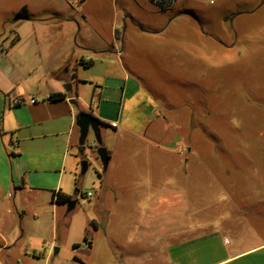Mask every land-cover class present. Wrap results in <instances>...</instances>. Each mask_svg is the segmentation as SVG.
<instances>
[{
    "label": "crops",
    "instance_id": "1",
    "mask_svg": "<svg viewBox=\"0 0 264 264\" xmlns=\"http://www.w3.org/2000/svg\"><path fill=\"white\" fill-rule=\"evenodd\" d=\"M210 1L175 0L161 11L152 0H19L8 11L6 21L23 6L31 17L18 21L24 33L0 23V255L10 252L6 259L0 256V264H11L15 246L24 264H49L52 250L62 249L54 246L57 221L62 211L71 213L81 204L79 198L87 201L88 239L74 242L77 256L68 264H264V193L246 185L229 196L240 200L216 221V205L205 207L203 195L189 190L190 174L206 172V165L193 152L187 115L175 119L159 110L129 72L137 68L127 48L138 36L168 42L176 31L183 51L191 16L199 14L195 5ZM84 85L93 86L90 98L81 96ZM52 92L67 96L51 99ZM19 97L25 102L15 103ZM80 111L105 123L107 168L94 136L84 150L87 170L94 169L91 195L73 190L78 173L84 174ZM223 150L240 165L235 152L247 147ZM244 156L252 163L263 159ZM218 167L227 172L221 163ZM53 190L72 195L73 208L53 200ZM46 193L42 210L36 201ZM29 199L36 219L50 213L44 226L33 228L25 218Z\"/></svg>",
    "mask_w": 264,
    "mask_h": 264
},
{
    "label": "rangeland",
    "instance_id": "2",
    "mask_svg": "<svg viewBox=\"0 0 264 264\" xmlns=\"http://www.w3.org/2000/svg\"><path fill=\"white\" fill-rule=\"evenodd\" d=\"M17 1L0 0V23L6 29L17 28L24 33L23 22L6 21L8 11L16 8ZM189 5L190 2H184V6ZM195 7L199 14L191 16L193 21L188 36L183 39V51L180 50L182 39L176 31L168 42H152L138 36L134 46L127 48L129 60L137 68L129 72L143 84L141 94L150 97L159 110L174 117L178 113L187 115L186 126L193 127L190 140L197 150L193 152H198L206 165V172L196 177L190 174L189 190L190 193L198 190L203 195L205 207L216 205L213 208L218 221L220 211L240 200L229 197L234 192L252 185L264 193V0H213L197 3ZM89 68L85 69L86 73H91ZM96 71L99 72L94 69L93 74ZM92 92L93 86L81 88L84 98H90ZM92 136L90 131L88 142ZM243 146L247 150H236L240 165H235L223 149ZM245 153L253 157L260 154L263 159L248 162ZM219 163L227 172L219 170ZM78 174L73 190L88 192L93 188L94 169L90 167L84 174ZM48 201L46 193L40 195L36 204L43 210ZM79 201L81 204L71 213L62 211L57 221L54 246L62 249L57 254L52 250L49 264L57 261L68 264L77 256L74 242H84L85 236L88 239V231H84L87 201L82 198ZM33 205L31 199L24 201L25 218L33 228L36 224L44 226L50 213L36 219ZM36 235L35 231L33 236ZM18 251L19 247L15 246L11 264H24ZM9 254L5 250L0 256L6 259ZM35 263L44 264L42 260Z\"/></svg>",
    "mask_w": 264,
    "mask_h": 264
},
{
    "label": "water",
    "instance_id": "3",
    "mask_svg": "<svg viewBox=\"0 0 264 264\" xmlns=\"http://www.w3.org/2000/svg\"><path fill=\"white\" fill-rule=\"evenodd\" d=\"M64 87L65 89L70 90L72 88V85L71 83H67L65 84ZM70 102L76 103L74 98H71ZM76 123L80 129L79 140H78L80 153L81 154L84 153L89 132L92 131L95 141L98 144V147H96V151L102 162L103 169L105 170L109 163V154L107 148L103 145V141H102L101 120L89 111H80L76 116ZM87 167H88V161L87 159L83 158L81 160L82 173L86 172ZM76 191H78V189H76ZM75 203H76V199H70L68 201L69 209L73 208Z\"/></svg>",
    "mask_w": 264,
    "mask_h": 264
},
{
    "label": "trees",
    "instance_id": "4",
    "mask_svg": "<svg viewBox=\"0 0 264 264\" xmlns=\"http://www.w3.org/2000/svg\"><path fill=\"white\" fill-rule=\"evenodd\" d=\"M152 1L158 6L159 10H161V11H166L175 2V0H152ZM30 17H31V14H30L28 8L26 6H23L17 12L14 13L10 22L17 21V20L24 19V18H30ZM16 40H17V35L12 37L11 43L16 42ZM92 62H93L92 59H90L87 62H85V64L87 66H89L92 64ZM66 96H67V94L65 92H52L49 97L51 99L56 100V99H64V98H66ZM101 122L104 123L103 121H101ZM97 147H98V145H97ZM71 198H72V195L64 193L60 190H58V191L53 190L52 199L57 201V202L66 203ZM84 240L85 241L87 240V236L84 237Z\"/></svg>",
    "mask_w": 264,
    "mask_h": 264
},
{
    "label": "built area",
    "instance_id": "5",
    "mask_svg": "<svg viewBox=\"0 0 264 264\" xmlns=\"http://www.w3.org/2000/svg\"><path fill=\"white\" fill-rule=\"evenodd\" d=\"M35 100H36V99H34V98H31V99H30L31 102H35ZM14 102H15V103H22V102H25V99H24V98H21V97H19V98H15V99H14ZM87 195H91V192H88Z\"/></svg>",
    "mask_w": 264,
    "mask_h": 264
},
{
    "label": "flooded vegetation",
    "instance_id": "6",
    "mask_svg": "<svg viewBox=\"0 0 264 264\" xmlns=\"http://www.w3.org/2000/svg\"><path fill=\"white\" fill-rule=\"evenodd\" d=\"M83 158L85 157L84 153L82 154Z\"/></svg>",
    "mask_w": 264,
    "mask_h": 264
}]
</instances>
